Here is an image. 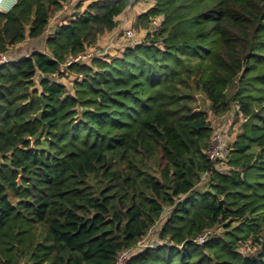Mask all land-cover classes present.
Masks as SVG:
<instances>
[{
	"label": "trees",
	"instance_id": "trees-1",
	"mask_svg": "<svg viewBox=\"0 0 264 264\" xmlns=\"http://www.w3.org/2000/svg\"><path fill=\"white\" fill-rule=\"evenodd\" d=\"M149 1L144 42L60 72L131 0L0 12L7 56L61 13L44 52L0 64V264H264V0ZM206 102L240 122L226 172Z\"/></svg>",
	"mask_w": 264,
	"mask_h": 264
},
{
	"label": "rangeland",
	"instance_id": "rangeland-1",
	"mask_svg": "<svg viewBox=\"0 0 264 264\" xmlns=\"http://www.w3.org/2000/svg\"><path fill=\"white\" fill-rule=\"evenodd\" d=\"M16 1V0H15ZM81 2L82 5H85L89 0H70V3L67 5V10L65 12V15H69L74 10H72L73 6L77 4V2ZM151 2L149 0H131V3L126 7V9L123 11V13L118 17V26L111 32L104 33L100 38L98 39L97 44L88 51V56L92 58V56H121L123 49L126 46H133L137 43L144 42L146 40V33L147 30L144 28H141L137 25L138 18L140 15L145 13L146 9L150 6ZM53 19V18H52ZM57 19V18H56ZM54 25V19L51 22V26ZM49 28V30H50ZM131 30L134 33L133 38L128 40L125 37V33ZM49 35V34H48ZM33 41V42H32ZM45 42V36H41L39 39H33L30 40V42H27L25 44H22L23 46H16L17 50L14 49L17 53L16 58H13L14 60L21 59V57L25 54H30V52L34 49L43 50L45 49L44 46ZM31 45V46H28ZM23 48H25L23 51H21ZM86 61V60H85ZM56 80H59L58 78H55ZM64 81V80H61ZM68 87H71L70 83H67ZM201 99L202 97L199 96ZM201 109L207 112L208 121L210 125L213 128V134L219 133L223 139V141L229 145L233 142L235 135L238 133V127L240 122H236V115L235 111L232 110L228 115L221 116V117H215L213 116L207 109V102L200 105ZM227 160L225 161H219L216 164V168L218 171L226 172L228 171L229 167L227 166ZM157 225L155 228H153L147 235L144 237V239L139 242L138 247H144L149 244H153L156 241H158L157 238V231H158ZM220 233L221 229L212 230V232ZM246 249L243 248V250H246L245 252L253 251V248L251 245L247 244Z\"/></svg>",
	"mask_w": 264,
	"mask_h": 264
},
{
	"label": "built area",
	"instance_id": "built-area-1",
	"mask_svg": "<svg viewBox=\"0 0 264 264\" xmlns=\"http://www.w3.org/2000/svg\"><path fill=\"white\" fill-rule=\"evenodd\" d=\"M8 0H0V12H6V3ZM161 18H155L150 21L151 30L154 32H159L161 30ZM134 33L131 30H128L125 33V37L130 40L133 38ZM91 57L88 56L87 53L78 55L76 57L70 58L64 65L59 68V72L65 69L67 66L72 65L73 63L84 62ZM10 58L7 55H0V64L9 61ZM57 78V76H55ZM229 152V148L227 144L223 141L221 135L219 133L213 134L211 138L210 145L206 150V158L215 163V165L219 161H225L227 159V155ZM207 233H204L200 237L197 238L196 243L202 244L206 240ZM130 255V251H123L116 257L115 264H125L128 256Z\"/></svg>",
	"mask_w": 264,
	"mask_h": 264
},
{
	"label": "crops",
	"instance_id": "crops-1",
	"mask_svg": "<svg viewBox=\"0 0 264 264\" xmlns=\"http://www.w3.org/2000/svg\"><path fill=\"white\" fill-rule=\"evenodd\" d=\"M16 2V1H15ZM14 2V3H15ZM8 4V1H7V3H6V5ZM150 6H151V4H150ZM12 6H6V12L7 11H9L10 10V8H11ZM61 14V13H60ZM60 14H57L53 19H54V24H56L57 23V21H56V18H58L59 16H60ZM51 24V23H50ZM51 26V25H50ZM50 26L46 29V31H45V33H44V35L43 36H45V38L48 36V34H50L51 33V31H52V29H53V27H51L50 28ZM49 28H50V30H49ZM39 39V38H38ZM30 40H33V39H26L25 41H23L22 43H21V45L20 46H23L22 44H25V43H27V42H30ZM37 40V39H36ZM33 42V41H32ZM27 44H29V43H27ZM28 46H31V45H28ZM17 48V47H16ZM16 48H14V49H16ZM14 49H11L9 52H8V57L11 59V60H14L13 58H16V57H19V56H17V53H16V51L14 50ZM25 48H23L21 51H23ZM17 50V49H16ZM33 51H40V52H44V49L43 50H37V49H34V50H32L31 52H33ZM30 52V53H31ZM27 56V54H25V55H23L21 58H23V57H26Z\"/></svg>",
	"mask_w": 264,
	"mask_h": 264
},
{
	"label": "bare ground",
	"instance_id": "bare-ground-1",
	"mask_svg": "<svg viewBox=\"0 0 264 264\" xmlns=\"http://www.w3.org/2000/svg\"><path fill=\"white\" fill-rule=\"evenodd\" d=\"M15 0H8V4L6 5L8 6H13L14 5Z\"/></svg>",
	"mask_w": 264,
	"mask_h": 264
}]
</instances>
